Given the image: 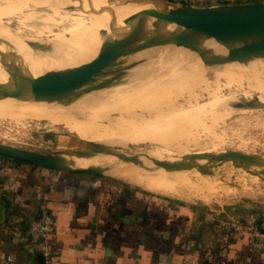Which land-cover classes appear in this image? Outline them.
Instances as JSON below:
<instances>
[{
	"label": "rangeland",
	"instance_id": "1",
	"mask_svg": "<svg viewBox=\"0 0 264 264\" xmlns=\"http://www.w3.org/2000/svg\"><path fill=\"white\" fill-rule=\"evenodd\" d=\"M109 1L113 2V0ZM75 9L70 6L60 8L34 5L29 15L17 20L4 19L3 26L9 33L38 40L42 46L46 39L72 31L79 23L90 17L76 14L77 9ZM119 17L120 15L116 16ZM96 30L97 26L94 32ZM86 34L87 38L82 46L90 41L91 36L88 31ZM123 37L124 42L129 41L128 37ZM121 40L123 41L122 37L117 39L116 44L121 45ZM162 40L165 42L163 37ZM154 43L144 41L139 45L138 50L122 56L113 63H96L82 69L80 77L68 84L63 94L69 100L67 102L69 108L66 110L74 113L75 118L74 116L73 118L76 121L80 122L81 119L86 121L84 123L81 121L84 128H89L92 132L96 130L94 132L96 135L106 134V129L110 128V131L107 129L108 132L113 130L116 134L153 135L154 142L152 139L145 143L135 138L136 141H128L129 144L123 147H108L78 139L68 134L62 126H53L47 120L25 119L20 123L0 122V144L53 155L62 151H85L132 156L140 152L143 155L159 154L164 159L174 158L173 160L180 163V167L189 173V181L184 184L181 199L151 194L160 197L163 201L182 204L196 210L194 216L196 234L200 228H203L204 235H213L212 226L217 221L232 223L230 221L240 222L244 219L248 222L254 214L258 217L264 215V175H245L247 171L264 170V84L262 87L257 81L245 77L244 84L240 87L233 80L228 84L226 75L220 77L218 74L220 78L215 75L213 77L215 81L212 80V75H207L209 81L198 76L195 79V76L190 77L189 73L188 76L184 74L183 76L195 79L194 82L197 79L204 81L198 80L199 83L194 84L192 79L188 80L189 83L181 90L178 86L182 84H170V86L169 83L163 86L162 84L155 86L152 82L151 84L148 82V86L147 82L142 83L145 84L144 86L136 84L137 80L141 81L139 74L144 71L150 72L153 67L152 71H166V73L169 68L177 69L176 71L171 69L169 73H176L179 68H183V72L182 69L179 71L186 73L184 69L186 64L167 66L161 57L165 52L156 48ZM167 45L172 49L177 48L168 42ZM145 50L147 52H144ZM233 51L238 56L239 53L235 49ZM232 52L218 53L219 57L214 52V56L209 59L213 62H223ZM222 54L226 55L225 58L221 56ZM241 55L249 58L252 66L255 64L251 61L255 59L264 67V59ZM220 68L222 69L223 66L220 65ZM209 74L214 73L209 72ZM255 74L261 77L260 82L262 80L264 82V71L261 66L257 67ZM206 81L208 84H203ZM122 85L128 86L123 93ZM136 85L139 86L134 87ZM80 92H84L83 96L79 95ZM103 128L105 131L102 130ZM130 145L134 151L127 149ZM227 151L252 156L255 166L228 161L213 165L205 174H201L195 162L187 156ZM228 227L234 229L233 226Z\"/></svg>",
	"mask_w": 264,
	"mask_h": 264
},
{
	"label": "crops",
	"instance_id": "2",
	"mask_svg": "<svg viewBox=\"0 0 264 264\" xmlns=\"http://www.w3.org/2000/svg\"><path fill=\"white\" fill-rule=\"evenodd\" d=\"M255 2L264 0H196L194 7ZM156 195L110 175L0 157V264H41L27 229L43 209L55 220L44 264H264L246 236L234 235L237 221L196 234V210Z\"/></svg>",
	"mask_w": 264,
	"mask_h": 264
},
{
	"label": "bare ground",
	"instance_id": "3",
	"mask_svg": "<svg viewBox=\"0 0 264 264\" xmlns=\"http://www.w3.org/2000/svg\"><path fill=\"white\" fill-rule=\"evenodd\" d=\"M127 1H132L134 3L146 7H150L151 5L155 4L154 0H113V2L109 0H0V73L5 75V73H7L6 71H14V72L31 71L40 74L54 68L63 69L65 67L76 66L82 63L83 61L94 59L98 55L102 44V39L99 37L98 33L100 30H103L108 27V21H107L108 19L104 16H100V14L101 13L108 14V12L113 10L114 16L116 17L120 15V17L117 19L120 23H123L126 19L135 17V13L140 11V8L133 6L131 7L116 6L119 3H125ZM34 5L47 6V7H60V8H64V7L66 8L70 6L77 9V10L75 9L76 14L90 16V17L79 23L72 31L56 34L46 39L43 42L42 46H40L38 40L31 37H23V36H18L17 34L9 33L8 30H6L5 27L3 26L4 19L17 20V19H22L23 17L29 15L32 12ZM95 26H97V30L95 31L96 33L94 32ZM87 31L91 36V38L86 45L82 46L83 42L86 41ZM162 37L165 39V42L162 40ZM197 37L198 34L195 32L184 31V30L174 31L172 29H169L157 41H155L154 45L156 46V48H158L162 52H165L167 55H175V54L182 55L186 53V48L192 45L194 41L197 39ZM122 38L123 41L122 40L120 41L121 44H123L122 42H124V37ZM130 39L131 38H129V40ZM166 41L176 46L177 48L172 49L169 45H167ZM204 45L210 48V50H212L213 52H216L217 56L224 51L232 52L234 50L233 48L225 47V46L223 47L214 43L206 42ZM70 49L77 52V54L79 55L77 59H75L73 56L64 55L65 52ZM146 50L144 52H147ZM140 53H142V51ZM228 54L229 53H227V55ZM236 54L237 53L233 51L232 53L229 54L230 56L223 62H213L209 58L204 61H200L198 59L196 60L195 63H191L189 65L186 64L184 66V69H186V73H182L183 68H179V67H178L179 69H182V72H180L178 69L176 73L174 72L169 73L171 69L172 71L173 70L176 71L177 70L176 68H175L176 70L174 68L171 69L169 68V71L167 70L168 73H166V71L163 72H159L156 70L152 71V69L154 68L153 67L150 72L145 73L146 71H144L142 74H139L140 75L139 77H141V81L138 82L137 80L136 84L141 85L142 83H146V82H147V86H148V82L149 83L152 82V84L154 83L155 86L157 84L158 85L162 84L161 86H163V84L166 83L167 84L169 83V86L170 84L171 85L182 84L178 86V88H180L181 90V88L185 87L184 86L185 84L189 83L188 80L191 81L192 79L187 77L189 73L190 77L195 76L196 79L197 78L196 76H198V78L200 77L201 79L204 80L209 79L207 75L208 76L212 75L211 78L214 81L215 78L213 79V77L215 75L217 76L219 74L220 77L221 75L223 76L226 75L225 77L227 79L226 81L228 82V84L230 81L233 80L235 84L239 85L240 87L244 84V78L248 77L253 81H257L258 84L262 86L264 82L263 80L261 82L259 81L261 80V77L255 74V70L257 69L258 66H261L262 71H264L263 65L262 64L260 65L254 59L251 62H253L255 66H252L249 58L242 56L240 53L238 54V56H236ZM221 56L225 58L226 55L223 56L222 54ZM220 65L223 66L222 69L220 68ZM157 68H158L157 70H159V67ZM209 72L214 74H209ZM183 74L187 76H183ZM195 79H192V81L194 82ZM198 80L199 79H197L196 82H198ZM204 80L202 81L199 80V81L203 82ZM196 82H194V84ZM207 82L208 81H206L203 84H206ZM139 85H136L134 87H138ZM189 86L191 85L189 84ZM127 87L128 86L124 85L121 92L122 93L125 92L124 89ZM240 87H239V91H240ZM207 88L209 89V87ZM83 94L84 92H80L79 95L83 96ZM112 97L111 99L114 98ZM67 102H69V100L65 95H61L57 99H54L52 102L45 104H37V103L34 104L32 102L25 100L0 96V122L20 123L25 119L30 121L31 119H44L47 120V122L53 126H62L68 134L78 139H82L91 143H97L108 147H123L125 146V144H129L127 143L128 141L129 142H131L132 140L136 141L134 140L135 138L141 140V142L151 141L154 138L152 137L153 135L146 136L143 134H139V136H135V135L130 136L129 134H121V133L116 134L113 130H112L113 132L112 131L108 132V130L109 131L111 130L110 128L109 129L107 128L108 130L106 129V134H102V132H100L102 135L100 134L96 135L94 133L96 132V130L92 132L91 130H89V128L88 129L86 127L84 128V124H82V122L84 123L86 121H83L82 119L79 120L80 122L76 121L74 119L75 118L74 113H69V111L66 110L69 108ZM102 130H104V128ZM139 140L137 143H139ZM127 149L130 151H134L131 145ZM139 153L134 154L132 156L129 155L117 156V155H113L109 153H101V152L78 154L69 151H62L59 152L56 156L62 163L66 165H70V166L76 165L81 168H88V167L99 168L106 175L118 177L150 193L163 195L173 199H181L182 197L181 192L184 190V184L188 183L189 181L188 179L189 173L184 171L183 168L180 167V163L175 162L174 158H173L174 160L173 159L170 160V158L164 159L159 154L143 155L142 153L140 154ZM151 159L171 162L173 164V167L157 164Z\"/></svg>",
	"mask_w": 264,
	"mask_h": 264
},
{
	"label": "water",
	"instance_id": "4",
	"mask_svg": "<svg viewBox=\"0 0 264 264\" xmlns=\"http://www.w3.org/2000/svg\"><path fill=\"white\" fill-rule=\"evenodd\" d=\"M150 7L132 1L119 3L117 7H137L140 11L135 17L120 23L113 10L101 13L106 17L108 27L99 31L102 44L98 55L91 61L65 67L54 68L43 73L6 71L0 73V96L45 104L63 95L65 87L78 79L81 70L93 64H110L122 56L138 50L139 45L148 41H157L166 31H190L198 34L192 45L186 48L184 55L161 54L167 66H178L196 60L204 61L213 55L208 43L230 47L245 56L264 59V2L224 4L199 8L183 4H174L163 0H154ZM126 36L129 41L117 45L116 40ZM64 55L79 57L76 51L67 50ZM62 56V55H61ZM60 56V57H61ZM87 154L85 151H72ZM196 164L198 171L205 174L207 169L219 163L232 161L234 164L249 163L255 166L252 156L240 155L232 151L188 154ZM0 157L23 163L66 172H88L103 174L99 168H81L62 163L56 155L29 151L11 145L0 144ZM157 164L173 167L171 162L151 159ZM245 175H264V170L247 171ZM41 264L45 263L43 254L37 256Z\"/></svg>",
	"mask_w": 264,
	"mask_h": 264
},
{
	"label": "built area",
	"instance_id": "5",
	"mask_svg": "<svg viewBox=\"0 0 264 264\" xmlns=\"http://www.w3.org/2000/svg\"><path fill=\"white\" fill-rule=\"evenodd\" d=\"M174 4L194 6L196 0H163ZM55 220L52 214L43 209L37 219L31 222L27 229L30 244L40 251L46 260L49 259L48 239L52 232ZM237 238L247 237L249 247L264 254V215H259L255 221L246 223L237 222L235 233Z\"/></svg>",
	"mask_w": 264,
	"mask_h": 264
},
{
	"label": "trees",
	"instance_id": "6",
	"mask_svg": "<svg viewBox=\"0 0 264 264\" xmlns=\"http://www.w3.org/2000/svg\"><path fill=\"white\" fill-rule=\"evenodd\" d=\"M225 4H227V3H225ZM2 158H4V157H2ZM4 159H6V160H10V159H8V158H4ZM13 162H15V163H17V164H26V163H23V162H21V161H16V160H12ZM255 216H253V217H255V218H253L252 219V221H255L256 219H257V217H258V215L257 214H254Z\"/></svg>",
	"mask_w": 264,
	"mask_h": 264
}]
</instances>
